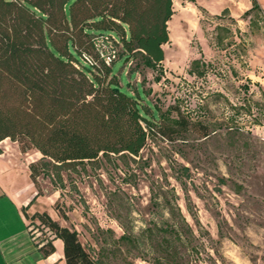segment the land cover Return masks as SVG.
Listing matches in <instances>:
<instances>
[{
  "label": "rangeland",
  "instance_id": "1",
  "mask_svg": "<svg viewBox=\"0 0 264 264\" xmlns=\"http://www.w3.org/2000/svg\"><path fill=\"white\" fill-rule=\"evenodd\" d=\"M173 10L163 71L146 68L142 81L143 74H128L123 58L113 70L134 90L151 89L144 101L161 111L176 101L196 118L204 106L209 137L200 138L194 128L175 140L151 137L129 168L119 160L103 161L96 170L64 173L63 185L43 175L33 182L87 248L116 250L108 264H153V248L116 239L125 229L143 239L146 226L180 218L177 208L194 230L188 264H264V112L254 90L240 81L250 66L232 45L239 23L207 13L201 2L175 0ZM241 25L248 33L250 23ZM158 73L163 76L156 82ZM15 142L29 167L41 157Z\"/></svg>",
  "mask_w": 264,
  "mask_h": 264
},
{
  "label": "trees",
  "instance_id": "2",
  "mask_svg": "<svg viewBox=\"0 0 264 264\" xmlns=\"http://www.w3.org/2000/svg\"><path fill=\"white\" fill-rule=\"evenodd\" d=\"M173 14V0H0V142L10 138L23 151L41 153L30 164L33 181L43 175L63 185L64 173L96 170L103 161L129 168L151 137L175 140L191 128L209 137L204 106L196 118L176 101L161 111L144 101L151 89L134 90L113 70L123 58L128 74H143L142 81L146 68L163 71ZM103 32L118 38V58L111 65L98 59L93 67L82 55L98 57L93 38ZM193 64L198 68L199 61ZM175 213L180 218L172 223L146 226L143 239L125 229L116 241L153 248V264H188L194 230L179 208ZM32 223L42 230L35 242L44 253L54 250V239L64 241L66 264H108L115 254L107 245L90 250L77 228L47 212L34 213Z\"/></svg>",
  "mask_w": 264,
  "mask_h": 264
},
{
  "label": "crops",
  "instance_id": "3",
  "mask_svg": "<svg viewBox=\"0 0 264 264\" xmlns=\"http://www.w3.org/2000/svg\"><path fill=\"white\" fill-rule=\"evenodd\" d=\"M190 2H201L207 13L231 17L239 23L238 30L234 31L232 45H237L238 52H244L250 62V67L245 68L240 81L245 82L243 86L247 90L248 86L253 87L255 101L264 112V0ZM246 17L248 20L244 21ZM246 21L250 23L248 33L245 32L249 38L241 27ZM251 40L256 46H252ZM8 140L11 141L10 144ZM15 144L10 138L0 142V264H66L64 241L61 238L53 240L52 252L44 253L31 235L30 218L36 212H47L62 225H69L62 221L47 199L43 201V197L38 195L30 175L29 163L25 164L22 160V152Z\"/></svg>",
  "mask_w": 264,
  "mask_h": 264
},
{
  "label": "built area",
  "instance_id": "4",
  "mask_svg": "<svg viewBox=\"0 0 264 264\" xmlns=\"http://www.w3.org/2000/svg\"><path fill=\"white\" fill-rule=\"evenodd\" d=\"M93 44L98 54V57H95L94 55L88 53H84L82 55V60L86 64L96 67L99 64L98 59H100L104 63L111 65L113 61L118 58V38L113 33L103 32L95 35L93 38ZM240 58L242 59L243 63L247 65L250 64L249 59L244 54H241ZM251 90H254L253 87H249V91ZM29 229L34 239H39V237H41L42 230L37 223L30 224Z\"/></svg>",
  "mask_w": 264,
  "mask_h": 264
}]
</instances>
